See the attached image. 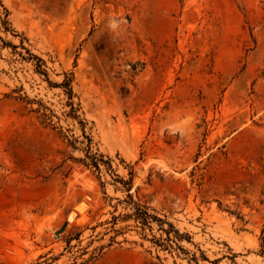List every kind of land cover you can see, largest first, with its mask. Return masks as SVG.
Here are the masks:
<instances>
[{"label": "rangeland", "instance_id": "374dc122", "mask_svg": "<svg viewBox=\"0 0 264 264\" xmlns=\"http://www.w3.org/2000/svg\"><path fill=\"white\" fill-rule=\"evenodd\" d=\"M0 264H264V0H0Z\"/></svg>", "mask_w": 264, "mask_h": 264}, {"label": "trees", "instance_id": "16d2710c", "mask_svg": "<svg viewBox=\"0 0 264 264\" xmlns=\"http://www.w3.org/2000/svg\"><path fill=\"white\" fill-rule=\"evenodd\" d=\"M141 208V207H140ZM141 220H143V222L146 224V223H148V220H149V218H148V215L145 213V217H141Z\"/></svg>", "mask_w": 264, "mask_h": 264}, {"label": "bare ground", "instance_id": "6f19581e", "mask_svg": "<svg viewBox=\"0 0 264 264\" xmlns=\"http://www.w3.org/2000/svg\"><path fill=\"white\" fill-rule=\"evenodd\" d=\"M73 216H74V215H71L70 218H69V220H72V219L74 218Z\"/></svg>", "mask_w": 264, "mask_h": 264}]
</instances>
